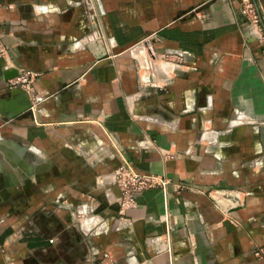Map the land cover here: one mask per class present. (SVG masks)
<instances>
[{
    "label": "crops",
    "instance_id": "1",
    "mask_svg": "<svg viewBox=\"0 0 264 264\" xmlns=\"http://www.w3.org/2000/svg\"><path fill=\"white\" fill-rule=\"evenodd\" d=\"M0 3V59L38 74L31 110L0 112V264H264V59L240 0ZM123 164L173 183L121 214Z\"/></svg>",
    "mask_w": 264,
    "mask_h": 264
},
{
    "label": "built area",
    "instance_id": "2",
    "mask_svg": "<svg viewBox=\"0 0 264 264\" xmlns=\"http://www.w3.org/2000/svg\"><path fill=\"white\" fill-rule=\"evenodd\" d=\"M240 3L242 12L249 22L251 33L256 37L258 43L261 46V53L264 59V33L260 27L261 16L259 0H240ZM1 6L2 4L0 3V7ZM96 34V38H100V32H97ZM89 36L93 37L92 34H89ZM0 51H4V45L1 43V41ZM37 76L38 74L30 69L20 70L19 74L10 80L11 87L20 84L23 89L30 92L33 90V82ZM110 178L120 190L118 202L120 205L121 214H124L129 207L136 205V196L145 189L153 187H162L163 189H166L170 184L173 183L169 177L153 173H141L132 166L125 164L119 166L112 173ZM181 187L182 185L177 184V188ZM102 220V217L98 219L99 222H102ZM53 240L54 239H51L50 241L53 242ZM263 254L264 253L261 249L256 251L257 256H262ZM104 256L108 257V254H104ZM95 264L99 263L96 262Z\"/></svg>",
    "mask_w": 264,
    "mask_h": 264
},
{
    "label": "water",
    "instance_id": "3",
    "mask_svg": "<svg viewBox=\"0 0 264 264\" xmlns=\"http://www.w3.org/2000/svg\"><path fill=\"white\" fill-rule=\"evenodd\" d=\"M4 67L5 66L0 61V81L16 77L19 74V71L15 69L13 75L7 76L5 74ZM8 92V98L0 99V112L3 111V113L11 119L31 110L33 102L31 101L30 94L27 90L18 87L9 89ZM7 170L8 169L3 168L0 162V197L6 196V191L8 190H6L5 188L10 184L9 177L5 175V172Z\"/></svg>",
    "mask_w": 264,
    "mask_h": 264
},
{
    "label": "rangeland",
    "instance_id": "4",
    "mask_svg": "<svg viewBox=\"0 0 264 264\" xmlns=\"http://www.w3.org/2000/svg\"><path fill=\"white\" fill-rule=\"evenodd\" d=\"M141 70H142V68H141ZM13 78H14V77H13ZM11 79H12V78L5 79V80H1V81H2V82H5V83L7 84V87H8L9 89L18 88V87H21V88H22V86H21L20 84H17V86H13V87H11V82H10ZM17 162H18V161H17ZM17 162H15V165H17ZM18 164H21V163L18 162ZM21 165H23V164H21ZM14 178H15V177H14ZM5 189L9 191V188H8V187H6Z\"/></svg>",
    "mask_w": 264,
    "mask_h": 264
},
{
    "label": "bare ground",
    "instance_id": "5",
    "mask_svg": "<svg viewBox=\"0 0 264 264\" xmlns=\"http://www.w3.org/2000/svg\"><path fill=\"white\" fill-rule=\"evenodd\" d=\"M0 61H1V63L4 65L3 60L0 59ZM4 70H5V74H6L7 76L13 75L14 72H15V69H7V68H5V67H4Z\"/></svg>",
    "mask_w": 264,
    "mask_h": 264
}]
</instances>
